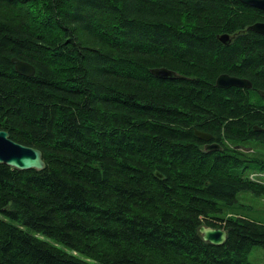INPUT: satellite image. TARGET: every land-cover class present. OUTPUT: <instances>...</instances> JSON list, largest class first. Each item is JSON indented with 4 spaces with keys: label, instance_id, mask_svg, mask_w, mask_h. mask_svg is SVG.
<instances>
[{
    "label": "trees",
    "instance_id": "16d2710c",
    "mask_svg": "<svg viewBox=\"0 0 264 264\" xmlns=\"http://www.w3.org/2000/svg\"><path fill=\"white\" fill-rule=\"evenodd\" d=\"M262 20L240 0H0V131L45 164H0V264H250L264 224L217 214L240 191L264 196L236 173L264 172L244 147H264V132L231 98L214 106L212 89L241 48L264 83V38L248 30ZM224 34L237 41L221 51ZM212 109L215 129L190 127ZM196 130H216L226 151L201 149ZM201 226L226 231L224 244Z\"/></svg>",
    "mask_w": 264,
    "mask_h": 264
},
{
    "label": "flooded vegetation",
    "instance_id": "af4514ba",
    "mask_svg": "<svg viewBox=\"0 0 264 264\" xmlns=\"http://www.w3.org/2000/svg\"><path fill=\"white\" fill-rule=\"evenodd\" d=\"M261 12L264 11L260 10ZM260 23H264V20L259 21ZM230 36V35H229ZM260 36V35H259ZM262 38H264L262 36ZM237 40L235 39H229L228 41L222 42V41H217L219 44V49L221 51L228 50L232 48V45L236 43ZM237 55L235 54L234 57H230L228 63H225L222 58H217V64L224 62V66H217L215 69H217L216 73H214V83H213V89L214 91L219 92V96L217 95V102L214 106H218V109H220V105L222 104V100L224 101H230V98L232 101L235 103H238L241 105V113H245L247 117L256 115V120L252 122H247L243 121L242 125L246 127H253L254 129H263L264 128V121L260 122V120L264 119V83L262 82V78L259 77L257 74L259 73V69L255 71L253 67H250L249 65L244 64L245 63V48H241L237 50ZM216 52V57H217ZM243 64V67L242 65ZM264 68V67H263ZM220 76H227L229 78L233 79H238V80H243L245 84L248 86H242V87H237V86H230L227 88H219L216 86V80ZM180 79L186 80L187 78H184V76H178L176 74L175 78L168 79L172 82H179ZM187 82V81H186ZM234 96V97H233ZM221 99H220V98ZM226 104V103H225ZM222 109H224L226 112H230L228 115V118L226 119L225 122L217 125L219 128H224V126L227 124L226 122H231L233 113V109L231 107L227 108V105H225ZM213 111H216L215 109L209 110L208 112L201 111L200 113L192 114L191 115V121L190 127H198V128H203V127H212L215 129V124L216 121L214 118H211L210 115L216 116V113H213ZM232 125H238L236 123H233ZM257 131V130H256ZM201 132L206 133L211 136L209 141H202L201 144V149L205 150V147L208 145H217L219 148L214 149L208 152H213V151H226V148L224 146V143H221L217 136H216V130H212V132L202 130ZM261 132V131H258ZM252 144V143H251ZM251 145H244V147H250ZM229 149H233L236 147L235 144H228L226 146ZM207 152V151H206ZM249 152V151H248ZM247 153V152H244Z\"/></svg>",
    "mask_w": 264,
    "mask_h": 264
},
{
    "label": "water",
    "instance_id": "95a60500",
    "mask_svg": "<svg viewBox=\"0 0 264 264\" xmlns=\"http://www.w3.org/2000/svg\"><path fill=\"white\" fill-rule=\"evenodd\" d=\"M240 1L247 6L264 11V0ZM248 30L264 37V23H254L248 28ZM219 40L222 42L228 41L229 36L226 34L221 35ZM11 62L14 65L15 71L18 75L26 78L34 76L35 70L30 64L16 58H12ZM150 72L154 77L162 80L172 79L176 76L174 72L165 68L152 69ZM216 86L219 88H227L230 86L242 87L248 85L245 84L243 80L233 79L227 76H220L216 80ZM255 130L264 132V128ZM194 133L195 136L200 140L209 141L211 138L210 135L198 130L194 131ZM218 148L219 147L217 145H208L205 147V150L208 152ZM0 164L6 165L17 171H26L32 169L41 171L45 166L42 159V154L39 150L12 141L9 138L8 133L5 131H0ZM157 176L159 178L161 177L159 174H157ZM199 233L201 234L203 241L215 246L223 245L227 235L226 231L223 229L204 226L199 228Z\"/></svg>",
    "mask_w": 264,
    "mask_h": 264
},
{
    "label": "rangeland",
    "instance_id": "374dc122",
    "mask_svg": "<svg viewBox=\"0 0 264 264\" xmlns=\"http://www.w3.org/2000/svg\"><path fill=\"white\" fill-rule=\"evenodd\" d=\"M251 147L255 154L249 156L264 159V147L255 144H251ZM236 173L244 178L254 176V181L264 183V172L254 164H250L245 170ZM236 199L237 201L233 205H222V211L217 214V217L221 219L240 217L264 224V196H257L249 191H240ZM247 261L250 264H264V248L254 246L247 255Z\"/></svg>",
    "mask_w": 264,
    "mask_h": 264
},
{
    "label": "built area",
    "instance_id": "2783aa9c",
    "mask_svg": "<svg viewBox=\"0 0 264 264\" xmlns=\"http://www.w3.org/2000/svg\"><path fill=\"white\" fill-rule=\"evenodd\" d=\"M251 180H254V176H251V178H250Z\"/></svg>",
    "mask_w": 264,
    "mask_h": 264
}]
</instances>
